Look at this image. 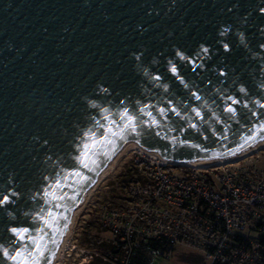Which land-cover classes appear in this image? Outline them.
Wrapping results in <instances>:
<instances>
[{"label":"water","instance_id":"1","mask_svg":"<svg viewBox=\"0 0 264 264\" xmlns=\"http://www.w3.org/2000/svg\"><path fill=\"white\" fill-rule=\"evenodd\" d=\"M263 140L264 0H0V264H50L128 143L206 162Z\"/></svg>","mask_w":264,"mask_h":264},{"label":"built area","instance_id":"2","mask_svg":"<svg viewBox=\"0 0 264 264\" xmlns=\"http://www.w3.org/2000/svg\"><path fill=\"white\" fill-rule=\"evenodd\" d=\"M263 149L201 165L141 146L125 152L130 172L117 205L105 206L113 264H155L181 246L209 264H264V168L248 158Z\"/></svg>","mask_w":264,"mask_h":264},{"label":"rangeland","instance_id":"3","mask_svg":"<svg viewBox=\"0 0 264 264\" xmlns=\"http://www.w3.org/2000/svg\"><path fill=\"white\" fill-rule=\"evenodd\" d=\"M248 158H252L259 168H264V149L259 151V156L252 154ZM131 162L130 153L123 154L93 192L85 207L77 214L70 241L64 252L65 257L58 264H75L78 257L83 260L91 255L98 254L102 257L101 255L106 254L103 243L108 241L111 235L104 225L105 206L117 205ZM104 263L110 264L105 261ZM155 264H209V260L202 252L181 246L171 257L160 259Z\"/></svg>","mask_w":264,"mask_h":264},{"label":"bare ground","instance_id":"4","mask_svg":"<svg viewBox=\"0 0 264 264\" xmlns=\"http://www.w3.org/2000/svg\"><path fill=\"white\" fill-rule=\"evenodd\" d=\"M264 145V140L261 141L260 143H258L257 145H255L254 147H252L251 149L244 151L240 154L234 155V156H230L226 159L228 160H232V159H236L237 157H241L244 155H248L250 153H252L253 151H255L256 149H259L260 147H262ZM139 145L136 143H128L116 156L115 158L110 162V164L107 166V168L102 172V174L96 179V181L91 185V187L87 190L82 202L79 204V206L73 211L69 226L64 234L63 240L60 244V246L58 247L57 251L55 252L50 264H58V262H60V260H62V257L64 256V252L65 249L68 246V242L70 241L73 229H74V224H75V220H76V216L77 214L85 207V205L87 204L88 200L90 199V197L92 196L93 192L97 189V187L99 186V184L102 182V180L104 179V177L114 168L115 164L117 163V161L119 160V158L128 150L133 149V148H138ZM221 159V158H220ZM218 159L215 160H210L208 162H213L216 161ZM207 162V161H206ZM190 164H194V165H201L204 164L205 162H188Z\"/></svg>","mask_w":264,"mask_h":264},{"label":"trees","instance_id":"5","mask_svg":"<svg viewBox=\"0 0 264 264\" xmlns=\"http://www.w3.org/2000/svg\"><path fill=\"white\" fill-rule=\"evenodd\" d=\"M103 246L106 254L104 253L103 255H101L102 257L96 254V256H94V258L90 261L89 264H105L104 261L109 262L110 264L113 263L114 260L110 257V251L112 250L111 245L106 241L103 243Z\"/></svg>","mask_w":264,"mask_h":264},{"label":"snow or ice","instance_id":"6","mask_svg":"<svg viewBox=\"0 0 264 264\" xmlns=\"http://www.w3.org/2000/svg\"><path fill=\"white\" fill-rule=\"evenodd\" d=\"M205 51H206V50H205ZM172 71H173V72H176L175 67L172 68ZM228 111H229V112H234L235 110L232 109L231 107H229V108H228ZM127 116H128V114H127V112H125V113H124V117H127ZM124 117H121V119H123ZM129 120H131L130 117H129ZM13 231H15V229H14ZM18 235H20L21 238H23V233H22V232H21V233H18Z\"/></svg>","mask_w":264,"mask_h":264}]
</instances>
